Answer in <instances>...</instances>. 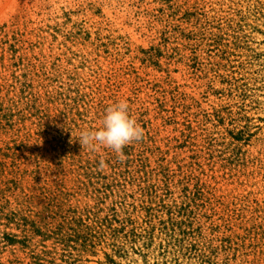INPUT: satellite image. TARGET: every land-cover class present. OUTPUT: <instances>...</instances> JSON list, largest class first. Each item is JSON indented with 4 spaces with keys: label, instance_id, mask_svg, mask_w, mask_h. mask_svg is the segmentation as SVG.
I'll return each mask as SVG.
<instances>
[{
    "label": "rangeland",
    "instance_id": "rangeland-1",
    "mask_svg": "<svg viewBox=\"0 0 264 264\" xmlns=\"http://www.w3.org/2000/svg\"><path fill=\"white\" fill-rule=\"evenodd\" d=\"M13 34L30 240L0 264H264V0H0ZM120 100L145 130L123 162L78 140Z\"/></svg>",
    "mask_w": 264,
    "mask_h": 264
},
{
    "label": "trees",
    "instance_id": "trees-1",
    "mask_svg": "<svg viewBox=\"0 0 264 264\" xmlns=\"http://www.w3.org/2000/svg\"><path fill=\"white\" fill-rule=\"evenodd\" d=\"M15 34L12 35L13 43H10L9 40L0 41V46L8 44V49L12 54L11 57H14L15 52ZM21 59L18 62L4 65L3 57L0 55V70L3 69L8 72L7 76L4 77L0 74V126L3 121L8 119L5 113L6 108H4L5 98L8 94L15 93V84L20 81L19 76L15 75V68H20L18 63ZM4 91L6 92V96L2 95ZM12 99H9V101ZM11 150L12 148H0V253L10 249L11 254H14V251L28 247L30 240V221L25 215L27 210L25 206L26 197L19 201L17 196L18 191H23L20 189V183L15 179L14 157L16 155ZM13 203L16 204L15 208H11Z\"/></svg>",
    "mask_w": 264,
    "mask_h": 264
},
{
    "label": "clouds",
    "instance_id": "clouds-1",
    "mask_svg": "<svg viewBox=\"0 0 264 264\" xmlns=\"http://www.w3.org/2000/svg\"><path fill=\"white\" fill-rule=\"evenodd\" d=\"M144 136L145 130L137 119L130 115L127 100H120L107 107L98 129L81 131L78 140L83 148L91 152L109 149L123 162L127 158L124 148L134 142H140ZM99 167L103 169L108 165L101 159Z\"/></svg>",
    "mask_w": 264,
    "mask_h": 264
}]
</instances>
